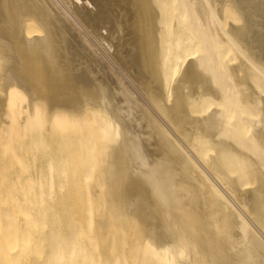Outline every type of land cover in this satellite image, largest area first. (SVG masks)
<instances>
[{"label": "bare ground", "instance_id": "1", "mask_svg": "<svg viewBox=\"0 0 264 264\" xmlns=\"http://www.w3.org/2000/svg\"><path fill=\"white\" fill-rule=\"evenodd\" d=\"M242 20L231 0H0V264H264Z\"/></svg>", "mask_w": 264, "mask_h": 264}, {"label": "water", "instance_id": "2", "mask_svg": "<svg viewBox=\"0 0 264 264\" xmlns=\"http://www.w3.org/2000/svg\"><path fill=\"white\" fill-rule=\"evenodd\" d=\"M221 5L227 0H217ZM237 6L241 24L229 22L227 29L244 51L264 70V0H231Z\"/></svg>", "mask_w": 264, "mask_h": 264}, {"label": "clouds", "instance_id": "3", "mask_svg": "<svg viewBox=\"0 0 264 264\" xmlns=\"http://www.w3.org/2000/svg\"><path fill=\"white\" fill-rule=\"evenodd\" d=\"M173 198H174V201H175L176 204H180L181 203V200L179 198V190H174L173 191ZM165 256H167V253H165ZM157 259H159V258H157ZM179 259L181 261H183V260L186 259V257L183 255V253H181ZM159 264H177V262L176 261H168L167 259H161L159 261Z\"/></svg>", "mask_w": 264, "mask_h": 264}]
</instances>
